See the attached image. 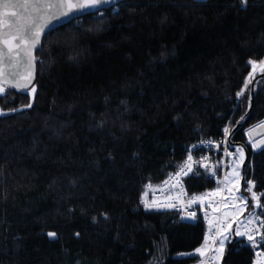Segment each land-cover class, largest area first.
Segmentation results:
<instances>
[{
    "label": "trees",
    "instance_id": "obj_1",
    "mask_svg": "<svg viewBox=\"0 0 264 264\" xmlns=\"http://www.w3.org/2000/svg\"><path fill=\"white\" fill-rule=\"evenodd\" d=\"M36 58L33 86L0 94V264H194L202 221L141 199L227 126L264 194V146L246 136L264 123L249 64L264 0H125L47 33ZM185 182L213 187L204 171ZM252 258L231 239L222 264Z\"/></svg>",
    "mask_w": 264,
    "mask_h": 264
},
{
    "label": "snow or ice",
    "instance_id": "obj_2",
    "mask_svg": "<svg viewBox=\"0 0 264 264\" xmlns=\"http://www.w3.org/2000/svg\"><path fill=\"white\" fill-rule=\"evenodd\" d=\"M111 3L112 0H0V94L5 93L4 84L9 80L12 81L11 86L17 88H26L31 83L34 61L37 59L33 55V50L40 44L41 35L46 30L62 20L73 18L76 13L99 10L103 5ZM246 3L247 0H241L242 6H246ZM5 62L12 69L7 74L3 69ZM256 63V61L249 60V64L254 67ZM259 65L261 71H264V61H260ZM21 68L24 69L23 72L20 71ZM21 79L23 84L19 82ZM32 91L34 92L35 88ZM240 95H242V92L237 93L238 97ZM26 107H31V104L26 105ZM2 114L4 113L0 112V115ZM223 131L225 137H227L229 128L225 127ZM193 147L196 146L194 145ZM255 147L256 144L254 143L253 148ZM224 152L227 156L233 155L228 152L227 148L224 149ZM236 154L237 158L233 162L232 171L226 174L224 181L228 197L222 201L226 205L231 204V208L223 214V219L220 220L216 228V237L218 239L213 238L212 241L214 245L218 244V247H210L209 237L205 235L204 244L195 250L201 256H204L206 251L212 252L211 260H218L222 256L225 241L228 239L224 233L231 229L233 220L236 221L235 236L246 237L248 242L254 247L257 244L264 246V219H261L260 215H254L253 213H249L246 220L242 221L239 219L240 214L248 207V198L239 192V182L242 179L240 163L244 157L243 147H237ZM192 160L193 157L189 153L187 160L180 166V170L175 173V176L187 175L188 172L192 171V164L189 163ZM171 179L172 174H169V180ZM168 182L166 180L164 184ZM178 183L179 180H177ZM245 185V190L250 194L253 206L264 209V203H261V197L264 194H258L254 191L255 182L252 179H247ZM216 192L218 193L219 189ZM204 195L206 194L201 196L193 195L188 201V206L197 201L202 203ZM141 203H145L143 198ZM145 207L147 208L149 205L145 203ZM191 218L194 219L195 216L193 215ZM242 228L244 229L243 231L241 230ZM231 234L229 233V235ZM48 236L55 237L56 233L49 232ZM211 260L204 261L202 264H211Z\"/></svg>",
    "mask_w": 264,
    "mask_h": 264
},
{
    "label": "built area",
    "instance_id": "obj_3",
    "mask_svg": "<svg viewBox=\"0 0 264 264\" xmlns=\"http://www.w3.org/2000/svg\"><path fill=\"white\" fill-rule=\"evenodd\" d=\"M229 128V126H227ZM230 133V129H229ZM196 147H193V146ZM227 148L228 152L232 153V156L225 155L224 149ZM191 153L193 160L189 163L192 164V171L188 172L187 175L181 174L180 177H176L175 173L180 170V166L184 164L187 160V157ZM235 155V149L230 143V135L225 137L224 131L222 135L212 139L200 140L192 144L187 151V156L185 160L178 165V168L172 175V179L167 184L164 182L157 187L147 188V193L143 199L149 207H145V203H141L143 209H154V210H172L178 213L181 218L185 221H202L206 235L209 237V246L218 247V244L214 245L212 243L213 238L216 237V228L219 225L220 220L223 219V214L228 212L231 208V204H224L222 201L228 197V192L225 187V176L230 172V167L233 162ZM186 170V169H185ZM195 171H204L207 173L209 179L213 181V187L205 189L200 193H191L186 185L185 178L190 176ZM240 180V194L245 195L248 198V207L240 214V220H246L249 213L254 215H260L261 219H264V209L256 208L253 206L251 201L250 194L246 192L245 181L247 179L253 180V171L252 165L250 163L241 171ZM177 180L179 183L177 184ZM166 181V180H165ZM254 181V180H253ZM219 189L217 193L216 190ZM254 191L256 189L254 188ZM258 194L262 192L256 191ZM152 196L153 202L150 203L147 200V196ZM204 195L203 202L197 201L196 203L188 206L189 199L193 196ZM238 203V202H237ZM261 203L262 197H261ZM215 210V211H214ZM207 214V218H206ZM195 218H191L192 216ZM251 227V226H250ZM236 228V221H232V227L228 232H225L224 235L228 237L224 244V250L227 246L228 240L231 238ZM244 230L243 228L241 229ZM229 233H232L229 235ZM242 245L247 246L251 249L253 258L252 261L254 264H264V246L257 244L255 247L251 245L246 237L236 236ZM258 239V237H257ZM224 252V251H223ZM212 252L206 251L205 255L201 257L194 264H202L204 261H210L212 257ZM223 256V254H222ZM222 256L218 260H211V264H221Z\"/></svg>",
    "mask_w": 264,
    "mask_h": 264
},
{
    "label": "water",
    "instance_id": "obj_4",
    "mask_svg": "<svg viewBox=\"0 0 264 264\" xmlns=\"http://www.w3.org/2000/svg\"><path fill=\"white\" fill-rule=\"evenodd\" d=\"M123 1H125V0H112V3L111 4L103 5L99 10H90V11H85V12H82V13H76L73 18L65 19V20H62V21L56 23L52 28L46 30L41 35L40 44L37 45L36 49L33 50V55L36 56V52L40 49L41 44H42V41H43V38L45 37V35L47 33L51 32L52 30H54L56 28H59L61 26H64V25L70 23L71 21H73V20H75L77 18H80V17L85 16V15H88V14L100 13L102 10L108 9V8H111V7H114V6L118 5L119 3L123 2ZM36 60L34 61V66H33V70H32L31 83H29L26 88H24V87H20V88L12 87L11 86L12 81H10V80L8 82H6L4 85L5 86L12 87V88H15V89H19V90H22V91H25V90L30 89L33 86L34 81H35V78H36V72H37ZM3 69H4V71H5L6 74L9 71L12 70V69H10L9 65L7 64V62L4 63ZM20 71L23 72L24 69L21 68ZM19 82L21 84H23V80L22 79ZM249 135H250L251 139H254L255 140L254 143L256 144V148L257 149H259V148H261V147L264 146V124H260V125H258L256 127H254L253 129H251L250 132H249ZM248 160H249V156H248V153L246 152V158H245V162L243 164V167H245V165L248 162Z\"/></svg>",
    "mask_w": 264,
    "mask_h": 264
},
{
    "label": "rangeland",
    "instance_id": "obj_5",
    "mask_svg": "<svg viewBox=\"0 0 264 264\" xmlns=\"http://www.w3.org/2000/svg\"><path fill=\"white\" fill-rule=\"evenodd\" d=\"M262 61H264V59H263ZM260 72H264V71H261L260 65H259V63H258V64L255 65L254 70H253V72H252V75H251L250 79H251L255 74L260 73ZM4 87H5V91H6V86L4 85ZM236 158H237V154H236V152H235L233 162L236 160ZM232 166H233V163H232V165H231L230 172L232 171ZM240 171H241V163H240Z\"/></svg>",
    "mask_w": 264,
    "mask_h": 264
}]
</instances>
